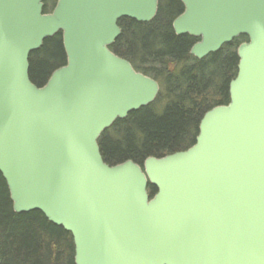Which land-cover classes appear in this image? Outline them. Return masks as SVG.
Returning a JSON list of instances; mask_svg holds the SVG:
<instances>
[{
	"label": "water",
	"instance_id": "obj_1",
	"mask_svg": "<svg viewBox=\"0 0 264 264\" xmlns=\"http://www.w3.org/2000/svg\"><path fill=\"white\" fill-rule=\"evenodd\" d=\"M45 2L0 0V174L14 212L70 233L76 264H264V0H180L173 29L200 40L196 59L248 42L230 103L204 115L195 145L142 166L107 165L99 140L160 94L111 51L119 22H152L159 0ZM58 34L66 66L38 87L30 56Z\"/></svg>",
	"mask_w": 264,
	"mask_h": 264
},
{
	"label": "trees",
	"instance_id": "obj_2",
	"mask_svg": "<svg viewBox=\"0 0 264 264\" xmlns=\"http://www.w3.org/2000/svg\"><path fill=\"white\" fill-rule=\"evenodd\" d=\"M57 0H46L44 13ZM184 12L180 0H159V11L150 23L130 19L119 22L122 34L111 51L133 68L160 84L154 104L117 121L99 140L104 162L116 166L127 161L138 165L151 157L162 158L195 145L204 115L230 103V83L238 75V48L246 37L226 45L203 60L191 55L199 42L177 36L174 21ZM62 35L44 42L30 56V78L38 87L66 66ZM152 195L157 190L150 186ZM0 264H76L72 235L52 224L41 212L17 214L0 174Z\"/></svg>",
	"mask_w": 264,
	"mask_h": 264
},
{
	"label": "flooded vegetation",
	"instance_id": "obj_3",
	"mask_svg": "<svg viewBox=\"0 0 264 264\" xmlns=\"http://www.w3.org/2000/svg\"><path fill=\"white\" fill-rule=\"evenodd\" d=\"M160 91H161V88H160Z\"/></svg>",
	"mask_w": 264,
	"mask_h": 264
},
{
	"label": "rangeland",
	"instance_id": "obj_4",
	"mask_svg": "<svg viewBox=\"0 0 264 264\" xmlns=\"http://www.w3.org/2000/svg\"><path fill=\"white\" fill-rule=\"evenodd\" d=\"M160 95V94H159Z\"/></svg>",
	"mask_w": 264,
	"mask_h": 264
}]
</instances>
